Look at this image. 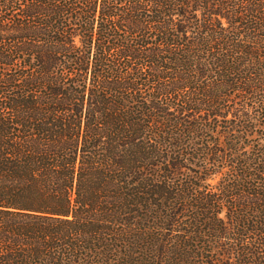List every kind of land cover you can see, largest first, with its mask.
I'll use <instances>...</instances> for the list:
<instances>
[{"label":"trees","instance_id":"trees-1","mask_svg":"<svg viewBox=\"0 0 264 264\" xmlns=\"http://www.w3.org/2000/svg\"><path fill=\"white\" fill-rule=\"evenodd\" d=\"M259 115L264 0H0V264H264Z\"/></svg>","mask_w":264,"mask_h":264},{"label":"rangeland","instance_id":"rangeland-1","mask_svg":"<svg viewBox=\"0 0 264 264\" xmlns=\"http://www.w3.org/2000/svg\"><path fill=\"white\" fill-rule=\"evenodd\" d=\"M2 11L4 12V8L2 9ZM11 15L4 12V17L5 18H10ZM260 116V115H259ZM260 121L261 123L264 124V119L261 118L260 116ZM258 125V124H257ZM256 125V126H257ZM262 125V124H261ZM261 130L258 129V133H256V135H262L264 134V130H262L261 132H259ZM245 143L247 145H252L253 146H257L258 143H261V141H259V137L253 138V139H248L245 140ZM257 147H255L256 149ZM264 149V148H263ZM246 153V152H244ZM231 159L228 160V162ZM220 167V164H219ZM216 170L214 169V167H211V170L209 172H206L205 174H202V177L205 179V177H208V175H213L208 181H206L204 184L201 183V187L203 189V192L210 193L213 191V189L216 186L220 185V182L222 181V179H220V175L216 176L214 174ZM232 178V177H231ZM228 179V178H226ZM186 180V179H185ZM253 184H255V182H253ZM200 189V190H202ZM217 199L220 200V195L217 196ZM216 209L220 212V204L219 202H216ZM219 219H220V215H219ZM178 230L180 229H184V227H178ZM169 242L168 245L171 246V248L176 247V245H180V243L177 244V242L179 241L178 238H176L175 233L172 234V236L169 238ZM192 245L190 248L191 250V255L193 256L192 261L189 262V264H220V235L218 236H209L208 238H197V237H193L188 243L187 245ZM181 245H185L181 244ZM203 250L200 252V250ZM190 254V252H188ZM176 264H181V262H176Z\"/></svg>","mask_w":264,"mask_h":264}]
</instances>
